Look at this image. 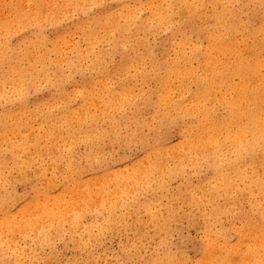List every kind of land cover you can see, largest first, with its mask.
I'll return each mask as SVG.
<instances>
[{
  "label": "bare ground",
  "instance_id": "1",
  "mask_svg": "<svg viewBox=\"0 0 264 264\" xmlns=\"http://www.w3.org/2000/svg\"><path fill=\"white\" fill-rule=\"evenodd\" d=\"M9 2L0 0V263L18 264L8 253L33 239L35 264L69 248L66 264H89L124 233V263L264 264V0ZM132 148L140 159L121 163ZM107 161L119 172L107 175ZM60 191L71 200L52 198ZM10 204L49 224L9 220ZM185 220L198 257L158 253ZM146 228L159 248L149 255Z\"/></svg>",
  "mask_w": 264,
  "mask_h": 264
},
{
  "label": "rangeland",
  "instance_id": "2",
  "mask_svg": "<svg viewBox=\"0 0 264 264\" xmlns=\"http://www.w3.org/2000/svg\"><path fill=\"white\" fill-rule=\"evenodd\" d=\"M5 5H8L10 2L9 0H1ZM24 2L28 1V0H23ZM5 13H7V11H5ZM171 142V145H177L179 142V136L173 134L171 136V139L169 140ZM122 153V152H121ZM119 154V153H118ZM118 155H114V157H116ZM140 154L134 149L132 148L129 152L126 153V155H122L121 158V163H123L124 161H128V162H137L140 159ZM105 165H110V170H109V174L107 175H111L114 174L116 172H119L118 169L120 167L121 164L119 165H113V164H109V161H107L105 163ZM138 166H135L134 169H136ZM156 177H161V175L157 174ZM164 177V176H163ZM168 180V179H167ZM180 180L176 179V178H169V182L168 184V190H173L176 189L178 187V185L180 184ZM22 189L21 188H17V193L21 194ZM180 192V189L177 190V192H173L172 194ZM52 193V192H51ZM52 198H55L59 201L61 200H65L67 202H69L71 199V193H65V192H55L52 195ZM19 204H16V206ZM50 207H53V202L50 201L49 202ZM14 206L13 204L7 205V209L8 211H6L8 213V216L10 217L9 220L11 219H16V220H21L20 222H26V223H30V222H43L45 224H49V220L48 218H46L45 216H41V213L37 214L36 216H32V217H25L22 218L21 215L18 213V209L17 207ZM16 207V208H14ZM94 208V207H93ZM117 209V214H120V210H119V205L115 208ZM180 211H185L186 215H190V216H197L191 208L185 207V208H181ZM4 213L2 212L0 213V226H4L1 227L0 232H1V237L2 239H6L7 236H9V232L7 231V225L4 224L5 220L4 219ZM189 220V219H187ZM181 221V222H175V226L179 225L180 230H177L173 225L171 226L173 232L167 237V242L166 245L159 250V248H155L154 247V242L156 240V234L153 232L152 228H146L144 233V238L142 240L143 242V246L145 247V252H147V254H151L155 251H158V253L163 254V253H167L171 256H177V257H181L182 255L186 256L189 260H192L196 257H198V252H199V243L197 240V235L196 233H198L196 229H194L193 227L190 226V222L189 221ZM189 224V225H188ZM226 226V225H224ZM68 227V226H65ZM244 230L247 232L246 227L244 228ZM142 232H144V230H141ZM229 236H233L232 234H229ZM125 235L124 233H122L119 236H115V237H108L107 240L104 241V245L103 247L99 248V258L95 261V262H90L89 264H129V263H124L123 262V249L121 247V245L125 242ZM34 248V242L33 239L29 240L27 245L24 246L21 250L19 251H12L8 253V257L12 260V261H17L18 264H35L33 263V253L32 250ZM61 251V250H60ZM58 253L57 257H56V263L54 264H66L68 260L72 259L75 255V252L73 250V248H69L67 250H62V252ZM133 261L134 262H138V260L136 258L133 257ZM132 262V263H134ZM1 264V263H0Z\"/></svg>",
  "mask_w": 264,
  "mask_h": 264
}]
</instances>
